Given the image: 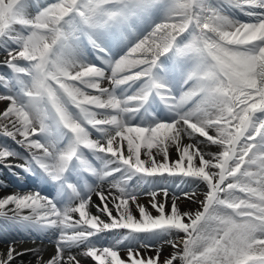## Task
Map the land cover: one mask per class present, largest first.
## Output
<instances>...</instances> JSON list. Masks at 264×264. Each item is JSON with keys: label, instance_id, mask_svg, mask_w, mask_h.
<instances>
[{"label": "snow or ice", "instance_id": "obj_1", "mask_svg": "<svg viewBox=\"0 0 264 264\" xmlns=\"http://www.w3.org/2000/svg\"><path fill=\"white\" fill-rule=\"evenodd\" d=\"M0 52V167L63 201L0 195L55 233L0 264H264V0H0Z\"/></svg>", "mask_w": 264, "mask_h": 264}, {"label": "bare ground", "instance_id": "obj_2", "mask_svg": "<svg viewBox=\"0 0 264 264\" xmlns=\"http://www.w3.org/2000/svg\"><path fill=\"white\" fill-rule=\"evenodd\" d=\"M225 11H228V9H225ZM231 14L233 13L234 16H236L237 18H239V16H242L239 12L235 11V10H231L230 12ZM245 17V16H243ZM247 19H249L248 17H245ZM115 59V58H114ZM158 113V112H157ZM159 115V114H158ZM163 116H167V114H163ZM212 151L215 152L216 149L215 147L212 148ZM173 158H175V153L172 154ZM6 185L4 184V187H0V195H4V194H9V193H13V192H24V191H18L14 188L11 189V187H9V191L5 188ZM203 187V186H201ZM25 192H28V191H25ZM201 199H203V193H201V196H200ZM147 200H148V197H141L140 198V202L141 203H144L147 205ZM182 207V210H185V211H196L199 209V204L198 203H193L191 201H184L181 205ZM113 214H115L113 212ZM136 215H138V213H136ZM103 219H105L107 221V218L106 217H103ZM2 224H0V228H2ZM25 226H21V227H18L16 228L17 229V233L16 235L14 234V236H18V235H26L25 232H21L23 230H25ZM13 236V235H12ZM16 244L18 245L19 248H39L41 250H44L45 251V257L47 258L48 254L51 253L53 251V247H52V243H48V242H41V243H30V242H25V244L22 245V243L20 242H16ZM6 246L2 245L0 243V249H3V248H6ZM172 250L170 248H166L163 255L164 256H168L169 253L171 252ZM24 259L27 261L29 259H31V256L30 254H26Z\"/></svg>", "mask_w": 264, "mask_h": 264}, {"label": "rangeland", "instance_id": "obj_3", "mask_svg": "<svg viewBox=\"0 0 264 264\" xmlns=\"http://www.w3.org/2000/svg\"><path fill=\"white\" fill-rule=\"evenodd\" d=\"M51 2H53V0H52ZM170 76H171V75H169L168 80L170 79ZM174 80H175V79H174Z\"/></svg>", "mask_w": 264, "mask_h": 264}]
</instances>
